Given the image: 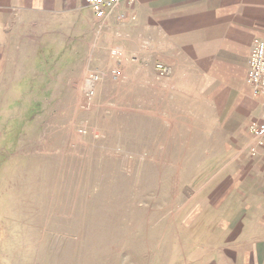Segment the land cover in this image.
I'll return each mask as SVG.
<instances>
[{"label": "rangeland", "instance_id": "rangeland-1", "mask_svg": "<svg viewBox=\"0 0 264 264\" xmlns=\"http://www.w3.org/2000/svg\"><path fill=\"white\" fill-rule=\"evenodd\" d=\"M106 26L91 30V67L77 69L65 39L56 61L74 70L53 69L49 49L33 78L0 86V264H264V196L254 190L263 182L233 196L234 213H249L238 231L223 229L226 213L216 207L196 216L219 168L221 176L264 175L242 150L256 116L236 117L220 137V166L206 159L211 150H186L189 135L153 118L151 69L137 71L139 58L122 43L125 57L114 58ZM141 47L150 58L151 41ZM158 64L157 76L169 79L171 68L161 75ZM91 72L99 75L93 94Z\"/></svg>", "mask_w": 264, "mask_h": 264}, {"label": "crops", "instance_id": "crops-1", "mask_svg": "<svg viewBox=\"0 0 264 264\" xmlns=\"http://www.w3.org/2000/svg\"><path fill=\"white\" fill-rule=\"evenodd\" d=\"M85 10L89 13L85 14ZM124 10L129 8L122 5L117 13ZM131 10L137 13L136 21L129 24L119 21L116 15L110 17L106 21L108 30L104 39L114 41L113 45L122 43L135 54L139 58L133 62L137 71L151 69L153 118L168 120L170 134L189 135L188 142L191 141L192 146L185 147L186 150H211L206 159L220 166V156L215 158L220 152V137L236 117L256 116L253 120H257L264 114V107L253 97L247 83L253 40H264V0H138ZM96 23L85 0H0V86L6 78L12 80L9 83L12 86H21L23 81L33 78V73L43 64L41 56L49 49L55 64L53 69L74 70V67H59L56 61L58 49L65 47V39L71 41L67 47H73L78 55V62L74 63L77 69L82 64V69L86 65L91 67L92 54L96 52V37L91 30H95ZM146 39L152 43L150 58L148 51L141 47ZM86 59V63L82 62ZM156 62L171 68L169 79L157 76ZM173 127L183 131L175 132ZM248 129L249 125L245 130L248 140L242 150L247 156L257 158L253 162L258 165V172L263 173L264 149L257 156L250 154ZM239 162L244 166L243 160ZM225 175H220L219 168L206 178L204 194L211 193L214 197L211 199L207 194L196 216L207 208L206 213L216 207L217 216L226 213V217L220 218L223 229L236 232L249 213L240 210L234 213L240 200L233 196L238 195L239 199L241 194L246 198L248 195L242 191L246 184L264 183V175L259 179ZM209 187L215 191L208 190ZM255 187L263 198L264 187L262 190ZM255 200L254 197L253 202ZM263 207L264 200L259 207L264 214Z\"/></svg>", "mask_w": 264, "mask_h": 264}, {"label": "built area", "instance_id": "built-area-1", "mask_svg": "<svg viewBox=\"0 0 264 264\" xmlns=\"http://www.w3.org/2000/svg\"><path fill=\"white\" fill-rule=\"evenodd\" d=\"M87 7L93 12L97 19L99 28L105 26L106 21L115 16L121 22H129L136 20L135 13H131L130 8H133L138 0H85ZM126 5L129 10H124L117 13L120 6ZM111 55L119 62L125 57V52L122 46L115 45L111 49ZM157 69L161 75L169 73V67L164 64H158ZM113 75L119 78L121 70L114 69ZM99 79V75L93 72L90 73L88 83V93L93 94V85ZM247 83L251 89L254 98L258 99L264 107V40L255 38L248 59ZM249 151L252 156H257L264 149V114L260 119L253 120L249 124Z\"/></svg>", "mask_w": 264, "mask_h": 264}]
</instances>
